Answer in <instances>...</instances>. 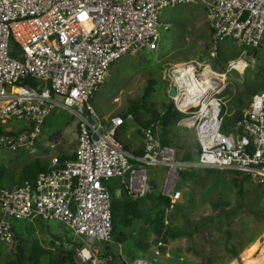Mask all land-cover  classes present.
I'll return each instance as SVG.
<instances>
[{
	"label": "built area",
	"instance_id": "obj_1",
	"mask_svg": "<svg viewBox=\"0 0 264 264\" xmlns=\"http://www.w3.org/2000/svg\"><path fill=\"white\" fill-rule=\"evenodd\" d=\"M191 3L206 8L213 58L227 39L245 55L264 42V0H0V151L35 148L57 109L73 114L80 129L75 158L53 156L34 183L0 191V247L14 243V222L57 221L85 242L76 259L98 264L97 244L115 240L109 183L119 179L134 200L148 196L153 190L145 167L166 168L169 175L239 172L264 186V92L224 131L233 115L228 104L237 96L233 75L249 70L246 58L223 70L199 64L168 70L169 93L177 91L171 101L196 132L200 153L194 161L180 160L175 148L163 145L158 125L143 129L144 152L132 154L119 138L126 120L104 119L94 107L113 64L158 50L169 28L163 11ZM180 197L175 192L172 198Z\"/></svg>",
	"mask_w": 264,
	"mask_h": 264
},
{
	"label": "rangeland",
	"instance_id": "obj_2",
	"mask_svg": "<svg viewBox=\"0 0 264 264\" xmlns=\"http://www.w3.org/2000/svg\"><path fill=\"white\" fill-rule=\"evenodd\" d=\"M161 21L169 28L163 31L158 50L126 55L110 68L107 80L94 100V107L101 117L122 115L139 103L141 106L133 120L128 121L139 127L141 133L152 121L154 112H162L164 106L171 103L169 91L172 83L165 76L171 67L177 65L199 64L215 69L217 64L221 70L230 61L246 58L251 64L249 70L244 75H233L237 96L228 104L229 114L247 111L252 96L264 92V44L259 49H248L245 55L244 49L227 39L219 49L220 54L213 58L209 44L210 24L206 8L201 3L168 8L163 11ZM12 55L18 56L16 48ZM152 82L155 92L143 104L142 98ZM187 120V116L179 114L166 129L167 141L178 151L180 160L187 159L186 150L190 145L198 157L196 132L188 128ZM79 130L73 114L55 110L46 119L42 137L35 148L0 151L3 185L10 186V178L20 179L25 168L35 161L49 165L53 156L75 155ZM120 140L123 142L122 137ZM145 171L150 183L155 180L158 185L152 195L171 194L167 196L171 207L160 206L147 195L134 200L128 193L125 198L121 181H111L109 185L118 200L138 201V213L129 218L128 225H120L114 242L97 244L98 264L136 260H145L149 264H237L239 261L242 264V258L246 264H264L263 187L248 181L244 184L245 201L242 202L234 183L241 184L244 178L231 171L192 169L184 171L188 173L186 179H181V171L169 175V170L162 167H145ZM175 192H181L179 200L172 198ZM159 214L167 227L185 235L165 241L151 223ZM13 225L27 253L33 246H38L56 254L62 243H70L69 248L77 253L85 245L70 228L57 221L33 219L14 222ZM121 235L125 241L119 244L117 239ZM16 243L0 247V264L17 261ZM233 248L240 253L239 257L231 252ZM49 258L51 256L43 257L40 264H48ZM77 263L82 264L78 259Z\"/></svg>",
	"mask_w": 264,
	"mask_h": 264
},
{
	"label": "trees",
	"instance_id": "obj_3",
	"mask_svg": "<svg viewBox=\"0 0 264 264\" xmlns=\"http://www.w3.org/2000/svg\"><path fill=\"white\" fill-rule=\"evenodd\" d=\"M11 48H12V50L14 48H16L13 43L11 44ZM219 54H220V52H219ZM219 62H220V60L218 61V63ZM220 65H222V64H220ZM215 66H217V68H215V69L220 70V67L217 64H215ZM221 70H223V69H221ZM154 88H155L154 82H152L150 84V86L146 89V92L142 98L143 104L145 102H147L148 99L155 92ZM251 100H252V98H251ZM140 106H141V104L135 103L133 106L130 107V109L127 112H124V114H122L121 116L125 120L129 116L134 117V114L137 112V110L139 109ZM242 113H243V111H238L235 114H233L231 117L226 119L227 121H226V125L224 127L225 132H228V131H230V129L233 128L234 123L238 120V118L242 115ZM179 114L180 113H178L176 111V109H175V107L171 101V103L164 106L162 112H154L152 121L148 122L144 126V129L149 128L152 125H158L159 130L161 132L163 145L170 146L169 142L167 141L166 134H165L166 129L168 128V126L170 125L172 120L175 117H177ZM197 146H198V154L197 155H199L200 148H199L198 143H197ZM188 148H192L191 145L188 146ZM60 158L64 162L65 160L75 158V155L68 156L66 154H63L62 156H60ZM47 169H48V165H43L41 163V161H35V163L32 166H28L25 168V170L22 174V177L20 179L18 178V180L17 179L15 180V178H10V182H11L10 184L11 185L7 186V187L3 185L2 174H1L2 171H0V191L4 190V189H11L13 186H16V187L23 186L26 182L34 183L38 174L40 172L47 171ZM233 173H235L239 176H243V178H244L243 181L241 182V184H238L239 183L238 181H235V183H234L236 188L238 189V195L240 197V200L242 202H244L245 201L244 184H246L248 181H250V178L248 176L243 175L242 173H239V172H233ZM180 176H181V179H186L188 176V173L181 172ZM18 183H19V185H17ZM261 187L264 188V186H261ZM109 189H110L112 197H113V203H112L113 227H114L113 228V236H114V239H116L120 225H125V226L128 225L129 218H134V216H136V214L138 213L139 203H138V201H134L133 199H130L129 201L118 200L114 196V191L112 190V188L109 187ZM122 195L125 198L128 197V192L124 187H123ZM147 198L149 200L155 201L160 206L171 207V200L167 196H164L162 194L155 197L151 193L147 196ZM261 216L264 218V212L261 213ZM151 223L155 226V230L158 232V235H160L165 241L168 238L177 239V238L185 235L183 232H176L175 230L167 227L163 223V217L161 214H159L155 220H152ZM58 240L62 241L63 239L59 238ZM117 240H118L119 244H122L125 241V238H124V236L121 235V237ZM18 241H19V243L17 244L16 242H18ZM14 242L16 243L15 250L17 251V254H16L17 255V261L13 264H40L41 259L43 257H48V256H51V258L48 259V262H49L48 264H78L77 259H76L77 253H75V251H73V250H71V248H69L70 243H69V245L62 243L59 251L56 254H52L51 252L46 251V250H44L38 246H33V248L31 249V252L27 253L26 248L21 245V243H22L21 237L16 235L15 227H14ZM231 252L234 253V255L236 257L240 256V253L235 248L231 249ZM110 256H113V255L110 254ZM114 259L116 260L117 258L114 257ZM116 264H118V263H116ZM238 264H240V261L238 262Z\"/></svg>",
	"mask_w": 264,
	"mask_h": 264
},
{
	"label": "crops",
	"instance_id": "obj_4",
	"mask_svg": "<svg viewBox=\"0 0 264 264\" xmlns=\"http://www.w3.org/2000/svg\"><path fill=\"white\" fill-rule=\"evenodd\" d=\"M211 34V29L209 30V37ZM210 42V41H209ZM210 44V43H209ZM264 44V42L262 43ZM262 46V45H261ZM104 85V84H103ZM102 85V86H103ZM102 88V87H101ZM115 115H119V114H115ZM114 116V115H109V116H104V119H108L109 117ZM121 116V115H120ZM176 118V117H175ZM174 118V119H175ZM139 127L134 126L131 121H128V118L126 119V124L125 127L121 130L120 133V138L122 137L123 139V143L125 144L127 150L129 152H131L134 155H142L144 152V140H143V136H142V132H139ZM167 136V133H165ZM188 147V146H187ZM187 159H184L186 161H194L196 160L195 157L196 156V152L193 151L191 148L187 149ZM7 152V151H6ZM192 153V154H191ZM198 158V157H197ZM154 180V179H153ZM3 181V180H2ZM113 181V180H112ZM152 183L155 184L156 189L158 187L157 182L154 180ZM110 186V185H109ZM16 187V186H14ZM111 187V186H110ZM13 188V187H12ZM114 191V190H113ZM156 191V190H155ZM154 192V191H153ZM152 192V193H153ZM2 217V212H1V216L0 219ZM42 221V220H41ZM255 243V242H254ZM253 243V244H254ZM245 259V258H243ZM238 264V263H237Z\"/></svg>",
	"mask_w": 264,
	"mask_h": 264
},
{
	"label": "water",
	"instance_id": "obj_5",
	"mask_svg": "<svg viewBox=\"0 0 264 264\" xmlns=\"http://www.w3.org/2000/svg\"><path fill=\"white\" fill-rule=\"evenodd\" d=\"M176 95H177V91H176L175 88H173V89L171 90V92L169 93V96H170V98H173V97H176ZM150 185H151V187H152V190L155 191V190H156V186H155V184L151 182Z\"/></svg>",
	"mask_w": 264,
	"mask_h": 264
},
{
	"label": "bare ground",
	"instance_id": "obj_6",
	"mask_svg": "<svg viewBox=\"0 0 264 264\" xmlns=\"http://www.w3.org/2000/svg\"><path fill=\"white\" fill-rule=\"evenodd\" d=\"M241 260H242V264H246V262H244V261H245V259H243V258H242Z\"/></svg>",
	"mask_w": 264,
	"mask_h": 264
}]
</instances>
